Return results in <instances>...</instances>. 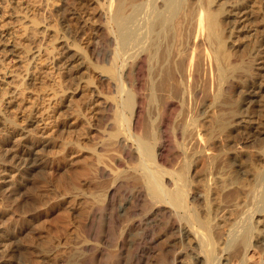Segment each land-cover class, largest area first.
<instances>
[{"label":"rangeland","instance_id":"374dc122","mask_svg":"<svg viewBox=\"0 0 264 264\" xmlns=\"http://www.w3.org/2000/svg\"><path fill=\"white\" fill-rule=\"evenodd\" d=\"M100 2L0 0V30L9 32V36L4 37L0 32V75L7 72V86L0 85V110L4 101L10 99L7 111L0 116V174L7 172L10 161L7 150L21 130L26 132L28 148L46 159L42 166L28 171L25 180L15 187L0 185V261L6 260L0 264H194L192 252L179 238L177 229L171 227L163 209L159 208L161 210L157 209L156 215L144 218L149 203L137 194L136 161L125 157L121 147L113 141L114 136H123V132L127 134L131 103L124 102L126 92L120 94L113 81V72L121 74L122 79L126 67L120 64L117 69L110 66L109 51L113 45L102 30L95 31L102 21L96 15V10L101 8ZM252 3L259 13V18L251 24L255 27L264 24V2L252 0ZM185 9H188V3ZM215 17V41L226 42L227 24L218 12ZM44 28L47 30L42 32ZM175 31L176 43L183 48L190 32L180 28ZM262 32L264 30L259 29L252 32V36L233 32V38L246 42L247 47L236 53L226 42L218 55L219 63L222 53L224 60L229 55L239 57L236 65L231 67L236 79L230 82L227 93L218 97L219 100L227 97L233 109H238L241 101L238 90L241 69L246 68L252 76L256 73L250 66L251 49L262 48ZM4 41H7L5 51ZM10 45L15 46L18 60L6 52ZM66 45L71 46L76 55L65 62ZM36 48L40 52L33 54ZM153 66L159 72L161 89L182 96L180 110L183 114H202L188 127L186 136L199 133L204 141L208 122L215 117L211 105L214 86L212 82L207 83L209 79L207 81L204 75V69L211 68L209 53L199 48L192 57L173 61V51L162 47ZM197 72L199 78L195 79L194 73ZM212 78L215 80L214 76ZM260 79L264 80V74ZM198 80L207 84V88L202 96L191 97L190 91ZM105 100L110 105L109 110L101 108ZM259 112L254 107L252 118L264 126V113ZM145 118V115L141 117L142 122ZM114 120L120 126L118 122L112 123ZM32 121L35 123L30 125ZM255 136L252 134V139ZM240 138L233 134L232 142ZM181 142L187 151L197 147L187 139ZM233 143L230 148L238 147L235 150L241 153V164L248 174L238 180V187L256 185V198L263 200L264 144L259 147L254 142L240 148ZM199 149L203 155L197 159L190 158L183 168H180L182 163L181 166L177 163L179 166L172 165L174 167L168 169L173 173L184 169L188 183L186 196L182 193L181 200L187 203L185 207L195 209L200 220L205 218L209 224L221 199L223 184L216 181L212 169L219 161L218 153L211 144ZM205 171L211 177L208 176V180L202 175L207 173ZM255 176L260 177L256 184L251 181ZM206 183L212 184V188H207L212 189L207 190L210 193L203 189L208 186ZM110 188L111 194L106 196ZM226 193L223 198L234 206L215 223L219 227H224L228 219L233 220L243 211L242 205L246 201L241 191ZM196 194L201 195L203 201L194 199ZM254 201L248 210L250 219L244 217V221L241 220L244 223H238L241 227L237 226V233L228 237L214 231L206 232L214 245L216 264H263L264 254L256 247L261 223H253L264 218V200L258 204ZM137 221H141L140 224H136ZM251 223L254 229H245ZM225 258L228 261L225 262Z\"/></svg>","mask_w":264,"mask_h":264},{"label":"bare ground","instance_id":"6f19581e","mask_svg":"<svg viewBox=\"0 0 264 264\" xmlns=\"http://www.w3.org/2000/svg\"><path fill=\"white\" fill-rule=\"evenodd\" d=\"M260 1L264 2V0ZM187 3L188 9H185ZM100 4L101 8L96 10L98 11L96 15L102 21L99 25L97 24L95 31L102 30L103 35L113 45L112 50L109 51L110 66L114 65L116 69L119 64L126 67L122 79L121 74L113 72V81H115L116 88L120 90V94L126 92H124V96H126L124 102L131 103V115L127 124L128 128H126L128 129L127 134L123 132V136L116 135L114 136L116 138L112 139L115 140V145L121 147L125 157L130 158L131 161L133 159L136 161L137 168H135V165L133 168L137 170V173L135 172L137 176L135 180L136 182L138 180L139 183L137 194L143 196L149 203V210L144 218L148 219L155 214L157 209H163L164 214L169 217L170 221L168 222H170L171 227L177 229L180 236L178 237L184 240L186 248L192 252L191 258L194 264H216L214 261L216 257L214 255V245L210 242L206 232L214 231L228 237L233 232L237 233V228L244 221L243 218L245 217L246 220V217L249 216V206L256 198V185L254 187H238V180L244 179L248 174L241 164V153L235 150L238 147L235 146L236 148L232 149L230 145L233 143V134L241 137L233 143L240 148H245L254 142L260 145L259 147L264 144L263 125L253 119L251 115L254 107L264 113V80L260 79L264 74V42L262 48L251 49L253 58L250 66L256 73L252 76L246 72L245 68L244 70L241 69L238 75L239 81H241L240 86H238L241 93L238 109H233L234 107L227 97L221 100L218 97L223 93H227L230 82L236 79L234 74L231 73V67L236 65L239 57L229 55L224 60L222 53V61L219 63L218 55L221 54L226 42L229 48L236 53L242 52L247 44L233 38V32L252 36V32L259 29L264 30V24L251 26L259 18V13L254 9L252 0H101ZM216 12L227 24L226 42L225 40L215 41ZM176 28L187 29L190 32L183 48L176 43ZM46 30L44 28L42 32ZM0 32L3 37L9 36V32L6 30H0ZM262 34L264 38V32ZM6 42L3 44V50L7 49ZM162 47L169 48L171 52L173 51V61L192 57L199 48L209 53L211 68L209 67L210 70L204 69V75L207 81L209 79L207 83L210 85L212 82L214 86V100L211 105L215 109V117L208 122L209 127L204 131V141L199 133L186 136L188 127L198 120L202 114L199 112L197 115H193L194 117L191 115L192 112L183 114L180 110L182 96L173 95L171 92L161 89L162 82L159 81V72L155 71L153 61ZM64 51L65 62L76 55L69 45L64 47ZM6 52L12 59L18 60L19 56L16 53L15 46H8ZM39 52V49L36 48L33 54ZM212 76L215 77V80ZM194 77L198 79L199 73H194ZM108 78L107 80L110 81ZM9 79L11 78L9 77ZM2 84L7 86V72L0 75V85ZM125 85L128 86L126 90ZM205 88H207V84L199 83L198 80V84L191 89L190 96L196 98L202 96ZM9 105L10 99L4 101L0 116L7 111ZM101 106L104 110L110 108L106 100L101 103ZM143 115L146 118L142 122L141 117ZM114 122L117 123L118 121L114 120L112 123ZM29 123L33 125L35 122ZM252 134H256L254 139H252ZM16 136L11 140L10 148L7 150V157L10 160L7 164V172L0 174V185L7 186V188L15 187L16 184L21 183L23 179L25 180V174L28 171L42 166L46 160L43 155H39L35 150L28 148L26 132L21 130ZM186 139L196 143L197 147L187 151L181 142ZM208 144H211L219 155V161L217 166L214 167L215 169L212 168L213 165L209 169L212 168L215 171L216 181L223 184L220 190L221 199L212 219L210 217L211 222L206 218L209 224L205 218V221L200 220L194 212L195 209L185 207L187 203L185 200H181V194L184 193L185 195L188 183L184 169L174 173L168 169L172 165H178L177 163H180V166L182 163L180 168H183V164H186L190 158L194 160L201 156L200 146ZM207 159H209L208 156ZM135 169L133 171H136ZM205 172L207 173L202 175L208 180V171ZM259 180L260 177L255 176L251 181L256 184ZM207 184V187H203L206 191L212 188V184ZM209 186L211 188L207 189ZM228 191H241L246 201L242 205L243 211H240L233 220L228 219L229 222L225 223L224 227L221 225L219 227L215 223L225 217L228 208L234 206L232 202H228L223 198V195ZM207 193L210 192L207 191ZM110 194L111 188L107 191L106 196H110ZM193 197L196 200L203 201L201 195L196 194ZM241 220L243 221L241 222ZM249 221L251 222V220ZM140 222L137 221L136 224H140ZM258 223L261 224H259L256 235V247L264 254V218L262 221H255L253 224L257 225ZM131 224L134 225L135 223ZM252 226L251 223V226L244 228L250 230L253 228ZM219 228L222 229L219 230ZM1 232L0 228V234ZM245 239H247V235H245ZM227 259L225 258L224 261H228ZM213 261L214 263H212ZM4 262L6 260L0 261V263ZM262 263L264 264V260H262Z\"/></svg>","mask_w":264,"mask_h":264}]
</instances>
